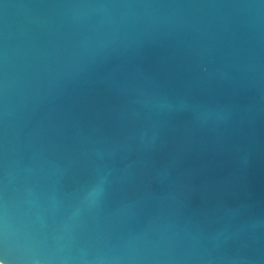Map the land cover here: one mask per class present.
I'll list each match as a JSON object with an SVG mask.
<instances>
[{"label": "water", "instance_id": "95a60500", "mask_svg": "<svg viewBox=\"0 0 264 264\" xmlns=\"http://www.w3.org/2000/svg\"><path fill=\"white\" fill-rule=\"evenodd\" d=\"M97 171L185 264H264V0H0L5 264Z\"/></svg>", "mask_w": 264, "mask_h": 264}, {"label": "clouds", "instance_id": "9594fccd", "mask_svg": "<svg viewBox=\"0 0 264 264\" xmlns=\"http://www.w3.org/2000/svg\"><path fill=\"white\" fill-rule=\"evenodd\" d=\"M112 196L111 184L106 186L94 172L68 194L65 210L50 232L31 225L19 229L18 264H185L195 259L172 243L129 232L128 225L142 209L124 203L111 209ZM7 231V223L0 221V238H6ZM49 238L52 243L43 247Z\"/></svg>", "mask_w": 264, "mask_h": 264}, {"label": "snow or ice", "instance_id": "6c2138e0", "mask_svg": "<svg viewBox=\"0 0 264 264\" xmlns=\"http://www.w3.org/2000/svg\"><path fill=\"white\" fill-rule=\"evenodd\" d=\"M0 264H5L4 258L0 257Z\"/></svg>", "mask_w": 264, "mask_h": 264}]
</instances>
